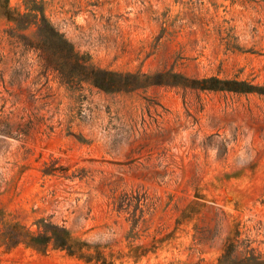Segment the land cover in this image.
<instances>
[{
	"label": "rangeland",
	"instance_id": "obj_1",
	"mask_svg": "<svg viewBox=\"0 0 264 264\" xmlns=\"http://www.w3.org/2000/svg\"><path fill=\"white\" fill-rule=\"evenodd\" d=\"M0 264H264V0H0Z\"/></svg>",
	"mask_w": 264,
	"mask_h": 264
}]
</instances>
